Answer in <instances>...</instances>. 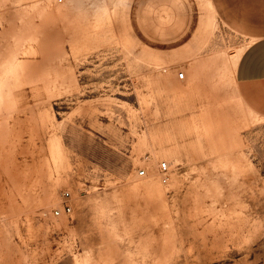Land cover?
<instances>
[{
    "label": "rangeland",
    "instance_id": "rangeland-1",
    "mask_svg": "<svg viewBox=\"0 0 264 264\" xmlns=\"http://www.w3.org/2000/svg\"><path fill=\"white\" fill-rule=\"evenodd\" d=\"M263 36L264 0H0V264H264Z\"/></svg>",
    "mask_w": 264,
    "mask_h": 264
},
{
    "label": "crops",
    "instance_id": "crops-1",
    "mask_svg": "<svg viewBox=\"0 0 264 264\" xmlns=\"http://www.w3.org/2000/svg\"><path fill=\"white\" fill-rule=\"evenodd\" d=\"M235 78L237 84L249 89V94L253 95L251 99L263 98L264 102V89L256 90L264 85V36L243 50L236 65Z\"/></svg>",
    "mask_w": 264,
    "mask_h": 264
},
{
    "label": "built area",
    "instance_id": "built-area-1",
    "mask_svg": "<svg viewBox=\"0 0 264 264\" xmlns=\"http://www.w3.org/2000/svg\"><path fill=\"white\" fill-rule=\"evenodd\" d=\"M170 172H171V169H170L169 163L167 161L159 162L158 174H159L161 182L165 185L169 181ZM138 174H139V176L144 177L147 175V171H146V169H141V170H139ZM62 196L64 198L63 207L54 209L52 211V216H54V217H59L63 213L66 215H70L72 213V210H73L72 205L68 202L69 199L71 198V193L69 191H64Z\"/></svg>",
    "mask_w": 264,
    "mask_h": 264
}]
</instances>
